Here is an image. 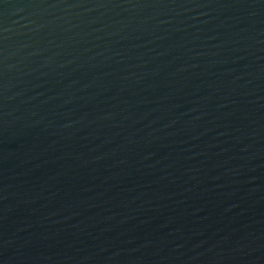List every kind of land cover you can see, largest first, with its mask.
I'll list each match as a JSON object with an SVG mask.
<instances>
[{
    "label": "water",
    "instance_id": "95a60500",
    "mask_svg": "<svg viewBox=\"0 0 264 264\" xmlns=\"http://www.w3.org/2000/svg\"><path fill=\"white\" fill-rule=\"evenodd\" d=\"M0 264H264V0H0Z\"/></svg>",
    "mask_w": 264,
    "mask_h": 264
}]
</instances>
